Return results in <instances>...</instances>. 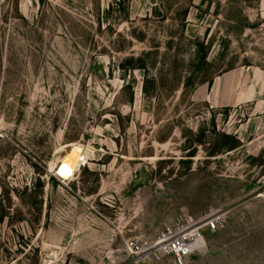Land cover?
Here are the masks:
<instances>
[{"label": "rangeland", "instance_id": "obj_1", "mask_svg": "<svg viewBox=\"0 0 264 264\" xmlns=\"http://www.w3.org/2000/svg\"><path fill=\"white\" fill-rule=\"evenodd\" d=\"M259 70L264 0H0V264H135L210 209L187 264H264Z\"/></svg>", "mask_w": 264, "mask_h": 264}, {"label": "built area", "instance_id": "obj_2", "mask_svg": "<svg viewBox=\"0 0 264 264\" xmlns=\"http://www.w3.org/2000/svg\"><path fill=\"white\" fill-rule=\"evenodd\" d=\"M221 220L222 215L213 209L199 216L185 213L153 236L138 234L124 239L118 261L150 264L167 259L173 264H187L192 256L202 251L204 231L214 232Z\"/></svg>", "mask_w": 264, "mask_h": 264}, {"label": "bare ground", "instance_id": "obj_3", "mask_svg": "<svg viewBox=\"0 0 264 264\" xmlns=\"http://www.w3.org/2000/svg\"><path fill=\"white\" fill-rule=\"evenodd\" d=\"M68 147L70 149L67 151L56 168L58 173L63 177L65 180L69 179L74 175L76 168L81 164L85 163L86 157L83 154L82 148L79 144H70Z\"/></svg>", "mask_w": 264, "mask_h": 264}, {"label": "trees", "instance_id": "obj_4", "mask_svg": "<svg viewBox=\"0 0 264 264\" xmlns=\"http://www.w3.org/2000/svg\"><path fill=\"white\" fill-rule=\"evenodd\" d=\"M237 145H238L237 141L232 138V143L228 146V148H229L228 150H231V149L237 147ZM4 216H5L4 213L2 215H0V221H2L4 219Z\"/></svg>", "mask_w": 264, "mask_h": 264}, {"label": "crops", "instance_id": "obj_5", "mask_svg": "<svg viewBox=\"0 0 264 264\" xmlns=\"http://www.w3.org/2000/svg\"><path fill=\"white\" fill-rule=\"evenodd\" d=\"M259 72H260L259 74H263V79H264V71L259 70Z\"/></svg>", "mask_w": 264, "mask_h": 264}]
</instances>
